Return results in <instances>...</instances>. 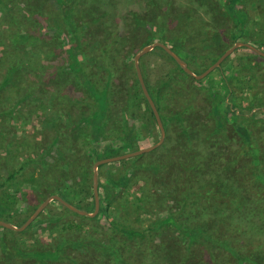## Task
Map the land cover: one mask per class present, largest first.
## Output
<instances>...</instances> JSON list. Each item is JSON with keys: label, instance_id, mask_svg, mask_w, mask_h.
<instances>
[{"label": "rangeland", "instance_id": "obj_1", "mask_svg": "<svg viewBox=\"0 0 264 264\" xmlns=\"http://www.w3.org/2000/svg\"><path fill=\"white\" fill-rule=\"evenodd\" d=\"M150 1H154L157 6L163 7V4L166 3L167 0H13L8 6L0 9L1 41L5 40L4 33L8 26H11L4 18L10 19L12 25L21 28L22 31L32 28L37 29L39 27V18L44 19L47 23L51 22L54 29L53 32H46L42 38H35L32 41L33 47H35L31 51L33 54L30 58L26 57L20 67V74L23 79L1 90L0 110L14 108L10 116L0 117V125L6 126L4 128L5 130L0 128V180L4 178L7 169L9 171L16 170L18 165L23 163L26 154L30 155L32 154L31 152L34 153L33 150L40 149L43 155L40 157V162L25 164L23 170L7 184L9 187L6 189L8 197H3L1 202L5 203L4 209L8 208V211L5 212L8 213L7 217H9L10 224L19 226L33 211L36 205L51 194H57L75 207L91 212L93 210L92 185L90 194L89 192L85 194L79 180H75L81 166L86 164L85 159L91 157H94V159L109 157L147 147L157 141L159 132L155 119L154 117L152 119L146 115L145 112H143L144 106H141L139 113L140 116L144 117L134 118L132 121L130 120L129 124L132 125L131 130L129 134L124 135L123 138L120 133L125 131L122 130L123 123L119 121V123H121V128L118 130H113V128L112 130L110 129L111 131L105 132L104 136L99 140H97V137H94L92 143L83 142L82 132L80 130L75 131L76 136L74 137L75 134L72 135V137L76 139L75 143L73 142L70 144L66 141V132L68 130L66 129L65 122V124L60 127L64 135L61 134V138L57 137L55 140H52V142L50 141V144L46 142L48 134H46V132L41 134L42 130L47 131L45 128L47 124L44 125L45 127H42L39 123V119L33 118L29 112L31 111L29 107L32 105L30 104L31 96L25 98L24 101L17 100L22 97L23 90H21V88L23 85L25 86L24 83L20 82L25 81L27 83L26 79H30L32 85L38 87L39 91L43 92L48 90L47 93H43V95L46 94V98L50 100L49 104L47 103L50 112L54 114L61 113V117L64 115L62 111L57 110L56 105L59 104V101L56 97L62 94L63 90H66V85L69 82H72L73 72L60 61L61 58L64 60L66 59L65 46L70 44L69 33H66V21L64 22L60 19V15L62 14V11L59 10L60 5H63L62 7L67 9V13L70 11L69 8H71V12H69L68 15H70L71 21L78 25H74L75 28H79V26L83 24L81 25L82 30L75 29L79 54H87L91 57L93 55L95 57L92 58L97 60L99 64L101 59L99 56L103 51H98L97 44L107 41L112 26L117 24V32L113 34L111 41L108 39L109 42H106L108 48L104 52L108 54V58L111 62L114 60V63L118 64L116 66L119 72L123 70L124 72H128L130 77H133L134 67L132 58L134 52L132 49L139 50L143 45L158 40H153L145 28L137 23L138 20H135L130 13L133 11L142 13L143 10L150 9L152 6L149 3ZM186 3L189 4L190 0H170L172 10L174 6L182 9ZM236 10L242 13L240 17H245L249 13H256L257 15L264 16V0H241V2L236 5ZM196 15L194 20L202 19L207 22V26L209 27H211L212 24L216 25L220 23L217 16L211 13H205V8L199 9ZM212 33L213 32L210 34ZM145 37L150 39V41L143 43ZM253 38V35L250 36L248 34V36H245L242 33L235 32L231 40H228L227 37L223 38L224 42H220V46L212 48L208 54L214 57L220 53L222 49L224 50L229 47L234 41H245L250 43ZM195 42L183 44L182 51L177 47L173 48V51L181 59L185 58L186 61L183 60L187 63L189 69L197 74L202 72L210 62L207 59H203L204 57L201 59H192L189 56L191 55L190 53H200L197 51L198 47L195 45ZM216 42H219V40L216 39ZM251 44L257 46L254 43ZM153 49L140 56L138 65H140L143 70L148 87L153 92L158 90V92L165 93L166 88L164 89L161 87L162 82L167 79V75L174 76V74L178 72V69L173 60L159 56L158 52L156 50L153 51ZM259 49L264 51V46L259 47ZM130 52L131 55L129 57L128 53ZM44 53H47V58ZM45 59L48 61L53 60L54 63L52 67L56 70L57 68L60 69V74L52 76L49 80L47 79V82L45 81V83L42 84L37 81L38 84H41L40 86L44 87L43 90L41 87L37 86L38 84L32 79L35 77V79L38 78V80H42V69L39 68H41L40 63L45 61ZM252 59L249 57V52L245 47H236L222 61L226 65H237L241 67L243 71L236 75L245 76L243 73L245 72L244 64L252 61ZM2 61L4 60H0V85L13 81L10 74L7 75L8 72L4 64H1L3 63ZM50 63H52V61H50L49 64ZM257 65L259 66H256V68L262 67L260 64ZM90 72L91 71H89V73ZM7 76L8 78H6ZM198 80H200V82L197 84L191 81V79L184 81L183 88L179 87V85L175 86L181 94L183 92L185 96H188V94L190 95L191 93L189 91L190 83H194L191 90H195L196 92L195 101L202 102L204 110L207 109V105L209 106L213 101V103L217 105L221 116L225 115L223 113L225 84L217 67ZM262 80L263 78H261V81ZM241 86L242 84L237 83L233 87L237 92V96L243 98L247 96V92L245 89H242ZM122 89L123 87H119L114 91L119 92ZM246 102L247 99H238L233 102L234 107H232L231 113L223 117V120H225L223 123L225 135H211L208 141L203 144V149H195L188 152L183 146L180 147L178 145V143H181L179 139L180 136H182L181 134H188L190 138L193 139L198 138L197 134L203 132L201 131L202 127H198L199 123L195 115H192L191 120L185 121L186 124L190 123L189 128L181 129L177 122L174 121L167 125L166 129H164L165 132L162 143L153 150L123 160L99 165V188L97 190V195L98 191L100 195L98 196L99 206L103 205L104 201L102 199V194H104V189L106 187L112 189V192L118 193L120 191L118 195H121L122 192L124 193V189L128 188L125 190V194L127 193L132 196L138 194L135 187H139L142 181H144L143 179H146L150 187L147 191L149 194L148 197H151V194L154 193L151 190L152 187L154 188L157 185L156 187L160 190L161 188L163 189L161 190V192H163L162 194L155 192L156 196L154 200L144 201L139 205V208H137L140 211L138 215L140 221L132 222L135 227L140 230L137 236L129 238L121 236L117 230L113 232L108 221L103 217V214H99L98 211L92 217L85 215H82L83 217L62 215L59 216V218H62L61 221L66 220V222L80 225L82 229L88 232L89 236L91 235V237L96 240L102 241V239H104L108 242L107 244L111 246L113 243L114 245L120 244L128 252L131 261L133 258L141 256L144 257L147 264H240V262L243 264H258L261 258L264 259V257H262L264 253L259 252V255L253 250L256 245L257 247L262 245L263 248L264 239L257 240L258 237L251 233H257V231L264 228L262 225L257 224L256 216L258 212L255 211L257 199L252 198L255 193L253 192L254 194L252 196V193L249 192L247 188V191L251 193V195H249L245 190L246 187L241 183V179L246 176L254 179V171L247 163V159L250 163L252 160L250 157L251 153L248 151L249 147H246L245 144L249 142L250 148L258 150V160L260 161L258 168L260 173H263L261 179L264 180V109L262 111L253 110L248 107V103ZM15 103L17 104L16 106H14ZM176 109H178V107ZM45 115L47 118H51L48 114ZM45 115L43 114L42 116L45 117ZM169 116L170 115H168V117ZM25 119H27V121ZM226 119L233 122V124L237 123L238 125L244 126V129L246 128L245 131L250 135L249 140L247 141L246 138H243V131L241 129L236 131L231 124L226 122ZM208 120L210 121L208 122L210 129L214 131L215 119L209 117ZM12 129H14L15 133ZM47 129L49 130V126H47ZM127 129V131H129V125ZM4 131L9 133V135H1ZM48 133L50 132L48 131ZM178 133L180 135H177ZM30 135L34 136L36 141L31 151L28 145L26 148L25 146L23 148L20 146ZM7 139L15 140L14 151L6 152L2 149ZM105 146H107L110 151L102 152ZM196 147L200 148L202 145H196ZM234 149L239 154L237 165L235 163V166H232L234 169H227V154L229 155ZM241 150L242 152H240ZM189 154L193 155L194 159L201 157L199 160L201 161L200 164L202 167L198 165V163H196V166L193 158H187ZM86 156H88V158ZM171 159V167H175V169L173 168L174 170H171V172L169 170L165 172L159 171L157 175L151 174L149 168L152 165L154 166L155 163L162 161L163 163H169ZM188 159L190 161L189 164H192L193 167L186 172L184 164ZM47 162L51 164L50 166L59 165L60 173L58 178L57 176H54V178L49 176L50 166H45ZM68 163L73 165L72 171H69L70 166H67ZM92 164L89 162L83 168L91 171ZM203 167L206 168L205 172L204 169H202ZM66 172L71 178H66ZM127 173V186L125 187L126 184L124 185V183L120 182L118 186L115 185V182L120 177L127 175ZM205 177L212 182L213 186H215L214 188L219 187L224 189L225 187V190L229 189V192L236 196L234 203H232L233 206H230L228 209L227 219L224 222L219 221V210L215 212L216 216L207 218V216L200 215L198 209L195 208H191L187 214L185 212L181 213L182 210L177 209L179 208L177 206L182 197L181 193L184 187L186 188L184 183L187 182L190 186L191 184L198 183L199 180L203 182ZM112 179L115 182H112ZM257 182V179L253 182L249 181L248 185L250 187L255 186L256 191L258 189V191H260L261 188ZM33 183L34 185L32 186ZM258 193L259 196L263 197L264 191ZM115 196L113 199H115ZM246 206L254 207L246 208ZM61 209L62 205L58 201L50 200L41 211L50 214L55 211H61ZM201 210L209 211L206 209ZM239 210V222H235L232 218L237 215ZM209 213L212 214V211ZM158 214L167 218L162 220V226L158 229L144 230L143 228L146 226L154 227L158 222V220H156ZM131 215L132 217L126 221V223H130V221L134 219V214ZM241 217L244 219L242 222H240ZM54 224L56 225L55 222H51L49 226L52 228V226H55ZM49 226L36 217L28 226L19 231L7 228L2 229L3 227L0 226V264H35L34 258L32 257L33 252L37 250L47 251L54 245L55 239L57 238V232L46 231V228ZM193 229L197 231L199 229V234L197 233L196 235L197 237L193 235L194 233L190 234V231ZM69 235L70 233L66 232V237H69ZM225 242L227 244H225ZM2 243H5L6 248L9 250H5ZM14 249H19V254L14 251ZM69 249L71 248L68 246L65 250V255L71 253ZM79 251L80 249L76 250V252ZM77 261H81L82 264H88L85 263V261H87L86 259L80 258V260H76L72 257L63 262H56L54 264H75Z\"/></svg>", "mask_w": 264, "mask_h": 264}, {"label": "trees", "instance_id": "obj_2", "mask_svg": "<svg viewBox=\"0 0 264 264\" xmlns=\"http://www.w3.org/2000/svg\"><path fill=\"white\" fill-rule=\"evenodd\" d=\"M10 2H13V0H0V9H2V7L5 8L6 6H8ZM239 2H241V0H190V3H186L182 7V9L174 6L172 10L170 6V0H167L166 3L163 4V7H159L157 6V4H155L154 1H150L149 3L152 5L150 9H145V11L143 10L142 13L133 11L130 14L134 17L135 20H138L137 23L145 28V30L153 40L155 39L159 42H162L163 44L169 46L172 50L176 47L179 48V50H183V44L196 41L195 45L198 47L197 51L200 53H190L191 55L189 56L192 59H201L204 57L203 59H207L210 63H212L217 58V56L223 52V49L214 57H211L210 54H208L210 50L214 47H219L220 42H224L223 38L225 37H227L228 40H231L235 32L242 33L245 36H248V34L250 36L253 35L254 38L252 42H250V44L254 43L255 45H257L255 47L258 49L259 47L264 46V16L257 15L256 13H249L245 17H240V14L242 13L239 10H236V5H238ZM62 6H59V10L62 11L60 19H62L64 22L66 21V33H69L70 44L65 46L66 59L64 60L63 58H61L60 61L71 72H73L72 82H69L66 85V90H63V93L59 94L56 97V99L59 101V104L56 105L57 110L62 111L64 115L61 117V113L54 114L50 112V108H48L49 105H47V103L49 104L50 100L46 98V94L43 95V93H47L48 90L43 92L39 91L38 87H34L32 85V81L30 79H26L27 83L25 81L20 82L24 83L25 86L23 85V89L21 88V90H23L22 97L17 100L24 101L25 98L31 96L30 104L32 105L29 107V110H31L29 112L31 113L33 118L39 119V123L42 125V127H45V124L49 126V130L46 126L45 128L47 131L42 130L41 132V134L45 132L46 134H48L46 141L48 143H50V141L52 142V140H55L57 137L61 138V134H63V132L60 127L61 125L65 124V122L66 129L68 130L66 132V141L70 144L73 142L75 143L76 139L72 137V135L75 134V131L80 130L82 132L83 142L92 143V141H94V137H97V140H99L102 136H104L105 132L111 131L112 128L113 130H118L119 128H121V123H123L122 130L125 131L120 133L121 137L123 138V136L129 134L131 130L132 125L129 124V121H132L134 118L144 117L140 116L139 113L141 106H144L143 112H145L146 115H148L152 119L153 115L145 98L141 93L134 72L133 77H130V75H128V72H124L123 70L119 72V69L116 66L118 64L114 63V60L113 62H111L108 58V54L104 52L108 48L106 42L108 41V39H110L109 41H111V37L114 33L117 32V24H114L112 26L110 30V36L109 38L107 37V41H103L97 44L98 51H103V53H101V55L99 56L101 57L99 64L97 60L92 58L95 56L92 55L91 57L87 54H79L75 29L82 30L81 25L83 24H81L79 28H75L74 25L77 24L75 22L73 23L70 19V15H68V13L71 12V8H69L70 11L67 13V9ZM202 8H205V13L207 12L217 16L220 20V23L216 25L211 23L212 26H210L213 27L211 28L207 26V22L202 19L194 20L195 16H197V11ZM4 19H6L11 26H8L4 33L5 40H0V60H4L1 64H4L6 71L8 72L7 75L10 74V76L13 78V81L6 82L0 85V98L1 90L3 88L9 87L10 84L13 85L16 83V81L23 79L22 75L20 74V67L23 61H25L26 57L30 58V56L33 54L31 51L35 47H33L34 45L32 41L35 38H42L44 36V33L46 32L50 33L54 31L52 27L53 24L51 22L47 23L42 18L38 19L39 27L37 29L32 28L23 31L21 30V28H18L15 25L13 26L10 19ZM211 32L213 33L210 34ZM216 39L219 40V42H216ZM149 41L150 39H147L146 37L143 39V43H147ZM245 49L249 52V57L251 59L253 57L252 61L246 62L244 64L245 72L243 73L245 74V76L236 75L237 73H241V71H243L241 67L237 65H226L222 61L217 67L225 84V95L223 96V113L225 115L223 116H221L217 105H215L213 101L209 106L207 105V109L205 110L202 102L195 101L196 92L195 90L193 91L191 89L193 88L194 83L197 84L200 82V80H195L194 78L189 77L174 61L173 62L175 63L178 72L174 74V76L167 75V79L162 82L161 87L164 89L166 88L165 93L158 92V90H156V92H153L148 87L145 81L143 70L139 65L145 87L152 101L154 102L164 129H166L167 125H169L173 121L177 122L178 126L181 129L189 128L190 123L186 124L185 121L191 120L192 115H195V118L199 123L198 127H202L201 131L203 132L197 134L198 138L192 139L188 134H181L182 136H180L179 138L181 143H178V145L180 147L183 146L186 151L189 152L195 149H203V144L208 141V138L211 135H225V131L223 129V123L225 120H223V117H225L228 113H231L232 107H234V101H237L238 99H247L246 103H248L249 108L257 111H262L264 109V58L247 48ZM154 50L158 52L159 56L173 60L160 47H154L153 51ZM132 51L135 53L137 50L132 49ZM44 55L47 58V53H44ZM130 55L131 52L128 53L129 57ZM20 58L22 59V62ZM183 59L186 61L185 58ZM50 61H52V63L49 64ZM50 61L45 59V61H42L40 63L41 68L39 69H42V71L40 70L42 74V80H38V78L35 79L34 77L32 80H35L36 84H38L37 81H39L41 84L45 83V81L47 82L52 76H57L58 74H60V69L57 68L56 70L54 67H52L54 62L53 60ZM257 64L262 65V67L256 68V66H259ZM89 71L91 72L89 73ZM6 78H8V76ZM261 78H263L262 81ZM189 79H191V81H193L194 83H190V95L188 94V96H185L183 92L181 94V92L177 90V87L175 85H179V87H182L184 81ZM237 83L242 84L241 88L246 90V97L242 98L237 96V92L233 87ZM41 84H38L37 86L41 87L44 90V87L40 86ZM119 87H123V89L119 92H115L114 90ZM16 105L17 104L15 103L14 106ZM174 106L176 108L178 107L179 110ZM13 108L0 110V117L10 116ZM42 113L44 115L48 114L49 116H51V118H47L46 115L45 117H43ZM168 115L170 116L168 117ZM209 117L215 119V127H213V130L215 132L210 129L208 123L210 122L208 120ZM25 120L27 121V119ZM119 121H121V123H119ZM226 122L231 124L233 126V129H235L236 131H239L241 129L243 131V138H246L247 141L249 140L250 135L247 134V131H245L246 128L244 129V126L238 125L237 123L233 124V122L227 119ZM128 125L129 131H127ZM5 127V125H0V128L2 129H4ZM12 131H14V129H12ZM48 131L50 133H48ZM3 134L9 135V133H6L5 131L1 133V135ZM177 135L180 134L178 133ZM75 136L76 134L74 135V137ZM14 141L15 140L13 139H7L2 149L6 152L14 151ZM34 141L35 137L30 135L29 138H26L24 140V145L21 143L20 146H22V148L25 146L26 148L28 145L30 146L31 151L32 146H34L36 143V141ZM245 144L246 147H249L248 151L251 153V163L248 161V159L247 163L248 166L251 167L254 171V179L246 176L245 178L243 177L241 179V183L246 187H244L246 191L249 189L248 191L252 193V196L255 193L252 198L257 199V204H255V211L258 212V215L256 216L257 224L262 225V227L264 228V195L262 197L259 196L258 193L260 191H264V180L261 179L263 173L261 174L258 168V164L260 162L258 160V150L250 148L249 142ZM196 145H202V147L197 148ZM33 151L34 153L31 152L33 155L26 154L23 163L18 165L16 170L9 171L7 169L5 171L4 178L0 180V219L6 222H9V217H7L8 213L5 212L8 211V208L4 209L5 203H2L1 201L3 197H8V195L6 194V189L9 188L7 184L23 170L25 164H33L41 161L40 157H42L43 155L40 149H36ZM106 151H110L107 146L102 149V152ZM240 152H242V150ZM86 157L88 158V156ZM187 158L192 159L193 155L189 154ZM227 158V169H230L235 166V163L237 165L239 154L234 149L233 152L229 153V155L227 154ZM199 159H201V157H198L197 159L193 158V161L196 166V163H198V165L202 167V165L200 164L201 161ZM85 160L86 164H88L89 162L92 164L97 159L91 157ZM181 162L180 165L182 166ZM189 163L190 161L188 159V161L184 164V169L186 172H188V170L193 167L192 164ZM70 164L71 163H68L67 166H70L69 171H72L73 165ZM48 165L50 166L51 164L47 162L45 166L48 167ZM85 165L81 166L80 170L77 173V176L75 177V180H79L82 186L81 188L83 189V192H85V194H88V192L90 194V177L92 170L88 171L84 169L83 167H85ZM171 166L172 159L169 160V163H163V161L157 162L154 166L152 165L149 170L151 174L157 175L159 171L165 172L166 170H169L171 172V170L175 169V167H173V169ZM99 167L100 166L97 167V190L99 188ZM202 169H204L205 172L206 168L203 167ZM59 170V165L50 166L49 176H52L53 178L54 176H57L58 178V175L60 173ZM66 178H71L70 175L67 174V172ZM256 179L258 180L257 183L260 185V191H258L259 189L256 191L255 186L250 187L248 185L249 181L253 182ZM143 180L144 181H142L139 187H135V190L138 192L137 195L130 196L127 193L125 194V190L128 188L124 189V193L122 192L121 195H118L120 194V191L118 193L112 192V189H110L109 187H106L104 189V194H102V199L104 202L103 205L99 206L98 213L103 214V217L108 221V224L112 231L114 232V230H117L121 236L130 238L135 237L140 233V230L136 228L132 223L134 221H140L138 219L140 211L137 208H139V205L144 201L154 200L156 196L155 192H158L160 194L163 193L161 192V190L163 189L161 188L160 190L158 187H156V185L151 189L154 193L151 194V197H148L149 194L147 191L150 188L148 185V180ZM112 182L115 181L112 179ZM119 182L124 183V185L126 183L128 184V173L124 177H120L115 182V185L118 186ZM127 184L125 185V187L127 186ZM184 184L186 188L184 187L181 193L182 197L177 206L179 207L177 209L182 210L181 213L185 212L187 214L189 213L191 208H195L198 209L200 215L211 218V216H216L215 212L219 210V221L224 222L227 219L228 209L230 206H233L232 203H234L236 199V196L230 193L229 189L225 190V187L224 189H221L219 187L214 188L215 186H213L212 182L209 181L207 177L204 178L203 182L199 180L198 183L191 184L190 186L187 182H185ZM33 185L34 183L32 184V186ZM249 192L248 194L251 195V193ZM98 196H100L99 191ZM114 196L115 199H113ZM253 207L254 206H246V208ZM182 208L184 209V211ZM201 209H206L209 211H203ZM210 211H212V214L209 213ZM131 214H134V219H132L130 223H126V221H128L132 217ZM62 215H76L78 217H83L82 215L74 213L63 206L61 211H55L54 213L50 214L44 211H40V213L36 216V218L40 219V221H44V224H47V226H49V223L55 222L56 225L54 224L55 226H52V228L50 226L47 227L46 231L57 232L58 235H56L57 238L55 239L54 245L47 251L37 250L33 252L32 257L34 258L35 264H54L56 262H63L70 257L76 260H80V258L86 259L87 261H85V263L88 264H147L144 260V257L141 256H139L138 258H133V260L131 261V258L129 259L128 252L120 244L114 245L113 243V245L111 246L107 244L108 242L104 239H102L101 241L96 240L95 238L91 237V235L89 236L88 232L85 229H82L80 225L74 224L72 222H66V220L61 221L62 218H59V216ZM239 215L240 210L232 219L235 222H239ZM157 216L158 217H156V220H158V222L154 225V227L146 226L143 229L152 230L158 229L160 226H162V220H165L167 218L161 214H158ZM242 221H244L243 217L240 218V222ZM198 231L196 229H193L192 231H190V234L194 233L193 235L196 236ZM66 232L70 233L69 237H66ZM251 234H254L256 237H258L257 240L264 239V229H260L259 231H257V233L253 232ZM2 244L5 250H9L6 248L5 243ZM225 244L227 243L225 242ZM68 246L71 248L69 249L71 250V253L65 255V250ZM77 249H80V251L76 252ZM14 251L19 254V249H14ZM253 251H255V253L257 252L258 254L259 252L264 253V247L262 248V245L257 247L256 245ZM262 257H264V255ZM258 262V264H264V259L261 258ZM75 264H82V262L77 261ZM240 264L243 263L240 262Z\"/></svg>", "mask_w": 264, "mask_h": 264}, {"label": "water", "instance_id": "obj_3", "mask_svg": "<svg viewBox=\"0 0 264 264\" xmlns=\"http://www.w3.org/2000/svg\"><path fill=\"white\" fill-rule=\"evenodd\" d=\"M154 47H160L163 51H165L173 59V61L182 69V71L184 73H186L187 75H189V76H191L197 80L201 79L202 77L207 75L211 70L218 67V65L221 63V61L226 56H228L236 47H245V48L255 52L256 54H258L264 58V51L256 48L254 45H252L248 42H245V41H234L229 47L224 49L223 52L212 63H210L202 72L195 74L189 69V67L187 66V63L183 59H181L169 46L163 44L162 42L152 41L150 43H147L146 45H143L139 50H137L133 54L132 61H133L135 76L137 78L140 90H141L142 95L145 98L150 110H151V113L155 119V122H156V125L158 128L159 137H158L157 141L154 142L153 144L147 146V147L135 149V150H132L129 152L121 153V154L112 155L109 157L100 158V159H97L96 161L93 162L92 172H91V185H92V194H93V210L91 212H87L85 210H82V209L75 207L71 203L62 199L57 194H51V195H48L47 197H45L43 200H41L36 205V207L33 209V211L24 219V221L19 226H14V225L10 224L9 222H6V221L0 219V226L1 227L16 230V231L24 229L26 226H28V224L30 222H32V220L35 219V217L40 213V211L47 205V203L50 200L58 201L63 207H65L66 209H68L74 213H77L79 215H85V216H89V217L94 216L97 213L98 208H99V200H98V195H97V167L101 164L119 161V160H123V159L129 158V157H133V156L142 154V153L149 152L162 143L163 138H164V132H165L164 127L162 125L158 111L154 105V102L152 101V99H151L150 95L148 94L147 89L144 85L142 75L140 72V68L138 65V60H139L140 56L142 54L150 51Z\"/></svg>", "mask_w": 264, "mask_h": 264}]
</instances>
